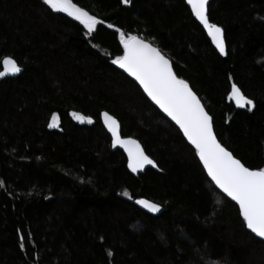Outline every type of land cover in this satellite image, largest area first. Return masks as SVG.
<instances>
[{
    "label": "trees",
    "instance_id": "1",
    "mask_svg": "<svg viewBox=\"0 0 264 264\" xmlns=\"http://www.w3.org/2000/svg\"><path fill=\"white\" fill-rule=\"evenodd\" d=\"M70 3L99 20L91 33L43 0H0V61L22 67L0 80V264H264V242L195 150L111 63L123 54L121 33L156 45L201 100L218 141L246 167L264 168V0L210 1L223 57L184 0ZM232 84L253 101L250 111L228 100ZM102 111L156 170L128 171ZM137 198L162 211L146 212Z\"/></svg>",
    "mask_w": 264,
    "mask_h": 264
},
{
    "label": "snow or ice",
    "instance_id": "2",
    "mask_svg": "<svg viewBox=\"0 0 264 264\" xmlns=\"http://www.w3.org/2000/svg\"><path fill=\"white\" fill-rule=\"evenodd\" d=\"M122 2L127 3V0ZM207 3L208 0H187L192 15L207 30L220 55H224L225 41L222 30L216 24L210 23L206 14ZM43 4L53 11L67 13L69 17L79 21L89 33L99 23L88 12L70 3V0H43ZM120 44L123 47V55L116 57L111 63L118 65L133 77L147 97L175 122L188 143L195 149V154L211 182L239 206V215L246 228L255 236L264 238V168L253 170L246 167L218 142L213 134L211 118L200 100L183 79L177 78L169 60L156 47L135 35H128L125 38L123 33L120 35ZM0 63L4 67L0 76H4L6 72L21 71L16 62L8 56ZM229 98L234 100L238 107L247 106L251 110L253 106V101L241 95L235 84L232 85ZM70 115L81 122L86 119L88 123L92 122L76 112H71ZM101 116L105 127L112 135V144H119L127 153V166L132 172L144 168L145 165L157 167L135 140L121 139L118 136L117 121L112 116L106 112ZM52 121L48 124L49 128L55 126V114ZM123 195L128 197L129 194L125 191ZM135 204L150 213L158 212L160 208L158 204L144 198H137ZM21 247L23 248V244ZM108 255L111 256L112 253L109 252Z\"/></svg>",
    "mask_w": 264,
    "mask_h": 264
},
{
    "label": "water",
    "instance_id": "3",
    "mask_svg": "<svg viewBox=\"0 0 264 264\" xmlns=\"http://www.w3.org/2000/svg\"><path fill=\"white\" fill-rule=\"evenodd\" d=\"M185 1V4L187 5V7L190 9V11H191V7H190V5H188L187 4V0H184ZM210 1L211 0H208V3L206 4V14H207V8H208V5H209V3H210ZM66 15H67V13H65ZM191 14H192V12H191ZM68 16V15H67ZM193 16V15H192ZM70 18H72V19H74L73 17H70ZM193 18L195 19V17L193 16ZM75 20V19H74ZM196 20V19H195ZM77 21V20H76ZM98 22H99V20H97ZM197 21V20H196ZM210 21V20H209ZM79 22V21H78ZM198 22V24L201 26V28L204 30V32H205V34L207 35V37H208V39L211 41V43H212V45L214 46V48L216 49V47H215V45L213 44V42H212V39H211V37L207 34V30H205L204 28H203V26L199 23V21H197ZM210 23H213V22H211L210 21ZM215 24V23H214ZM218 26V25H217ZM222 30V29H221ZM135 36H137L139 39H142L143 41H145L146 43H149V44H151L153 47H156L160 52H161V54L162 55H164L163 53H162V51L156 46V45H154V44H152L151 42H149L148 40H146V39H144V38H142L141 36H138V35H135ZM222 36H223V38H224V35H223V31H222ZM217 50V52L219 53V51H218V49H216ZM220 54V53H219ZM225 54H226V46H225ZM225 54L224 55H220V56H225ZM123 55V54H122ZM165 56V55H164ZM9 57V56H8ZM9 58H11V57H9ZM165 58L166 59H168L166 56H165ZM12 59V58H11ZM3 60V59H2ZM14 60V59H13ZM169 60V59H168ZM15 61V60H14ZM16 62V61H15ZM169 62H170V60H169ZM17 64V63H16ZM170 65H171V62H170ZM1 66H2V68H1V70H0V72H2V71H4V67H3V64L1 63ZM20 69H21V71L20 72H18V73H11V72H6L5 73V75L4 76H0V80L1 79H4V78H9V77H15V76H17V75H19L21 72H22V67H20L19 65H17ZM115 66V68H117L119 71H121L122 73H124L128 78H130L133 82H135L137 85H138V87L141 89V91L143 92V89L139 86V84H138V82L137 81H135V79L133 78V77H131V76H129L126 72H124L123 71V69H120L119 68V66L118 65H114ZM172 67V66H171ZM174 72V71H173ZM175 74V73H174ZM178 78V77H177ZM233 85V84H232ZM232 85H231V87H230V91H229V93L231 92V88H232ZM238 88V87H237ZM191 89V88H190ZM239 89V88H238ZM192 90V89H191ZM240 90V89H239ZM193 91V90H192ZM194 92V91H193ZM241 92V91H240ZM143 94L145 95V97L150 101V103L154 106V107H156L157 109H158V111L164 116V117H166L178 130H179V127L175 124V122L174 121H172L169 117H167L166 116V114H164L160 109H159V107L157 106V105H155L154 104V102H152L151 100H150V98H148L147 97V95H146V93H144L143 92ZM195 94V93H194ZM196 95V94H195ZM241 95H243L242 94V92H241ZM197 96V95H196ZM244 96V95H243ZM246 99H249V98H247L246 96H244ZM197 98H198V96H197ZM199 99V98H198ZM200 100V99H199ZM228 100H231L232 102H233V104H234V106L236 107V108H241V107H238L237 105H236V103H235V101L234 100H232V99H230L229 98V94H228ZM200 102H201V100H200ZM201 105H202V107H204L203 106V104H202V102H201ZM247 106H245V107H243V108H246ZM253 107V106H252ZM205 109V108H204ZM252 109V108H251ZM205 111H206V109H205ZM250 111V110H249ZM106 111H102L101 113H100V115H99V119H100V122H101V125H102V127H103V129L105 130V132L108 134V136L110 137V142H111V146L112 147H115V148H118L123 154H124V156H125V159H126V167H127V169H128V171L132 174V175H134V176H136V175H138V174H140V173H143L147 168H151V169H154V170H156L157 169V167H155V168H153L151 165H145L144 166V168H142V169H138L136 172H132V170L131 169H129L128 168V157H127V153L124 151V149L119 145V144H116V145H113L112 144V135H111V133L107 130V128L105 127V125H104V121H103V118H102V116H101V114L102 113H105ZM207 112V111H206ZM108 115H110V116H112L110 113H108V112H106ZM210 116V115H209ZM116 121H117V134H118V136L121 138V139H132V140H135L136 142H137V144H139L140 145V148H141V150L145 153V155H147L146 154V152L144 151V149H143V147H142V145L140 144V142L137 140V139H135V138H133V137H130V136H123L122 134H121V126H120V123H119V121L114 117V116H112ZM210 118H211V116H210ZM79 121V120H78ZM92 121V120H91ZM81 122V121H80ZM93 122V121H92ZM91 122V123H92ZM211 122H212V118H211ZM213 125V124H212ZM180 131V130H179ZM180 133L182 134V136H183V133L180 131ZM213 134L215 135V133H214V129H213ZM216 136V135H215ZM183 138H184V140L187 142V144L188 145H190L189 143H188V141H187V139L183 136ZM217 138V137H216ZM218 140V139H217ZM219 142V141H218ZM220 143V142H219ZM222 145V144H221ZM191 146V145H190ZM223 146V145H222ZM192 147V146H191ZM224 147V146H223ZM193 148V147H192ZM194 149V148H193ZM195 150V149H194ZM227 150V149H226ZM229 151V150H228ZM148 156V155H147ZM149 157V156H148ZM150 158V157H149ZM234 158H236V157H234ZM150 159H152V158H150ZM197 159H198V161H199V158L197 157ZM237 159V158H236ZM153 160V159H152ZM153 162L155 163V161L153 160ZM156 164V163H155ZM201 164V163H200ZM201 166H202V168H203V165L201 164ZM204 170V169H203ZM254 170V169H253ZM205 172V171H204ZM205 174L207 175V173L205 172ZM208 177V176H207ZM208 179L211 181V179H210V177H208ZM213 183V182H212ZM213 185H214V183H213ZM215 186V185H214ZM215 188H216V186H215ZM220 193H222L225 197H227L226 196V194H224L223 192H221L218 188H216ZM231 202H233L236 206H237V208H238V210H239V206L234 202V201H232L231 200V198L230 197H227ZM151 202V201H150ZM141 207V206H140ZM142 208V207H141ZM143 209V208H142ZM143 210H145V209H143ZM146 211V210H145ZM162 211V209H161V207L159 208V211L158 212H155V213H150V212H148V211H146V212H148V213H150V214H153V215H155V214H159L160 212ZM248 230V229H247ZM250 233H251V231L250 230H248ZM255 238H257V239H259V240H261V241H263L264 242V238H260V237H257V236H255V234H253V233H251Z\"/></svg>",
    "mask_w": 264,
    "mask_h": 264
},
{
    "label": "rangeland",
    "instance_id": "4",
    "mask_svg": "<svg viewBox=\"0 0 264 264\" xmlns=\"http://www.w3.org/2000/svg\"><path fill=\"white\" fill-rule=\"evenodd\" d=\"M55 123V125L57 124L56 122H54Z\"/></svg>",
    "mask_w": 264,
    "mask_h": 264
}]
</instances>
